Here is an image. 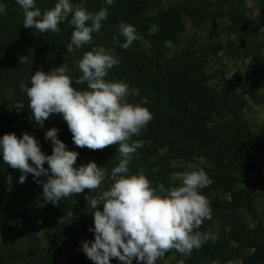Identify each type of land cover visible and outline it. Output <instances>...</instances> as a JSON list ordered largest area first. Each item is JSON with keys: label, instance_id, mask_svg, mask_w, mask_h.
Returning a JSON list of instances; mask_svg holds the SVG:
<instances>
[{"label": "trees", "instance_id": "obj_1", "mask_svg": "<svg viewBox=\"0 0 264 264\" xmlns=\"http://www.w3.org/2000/svg\"><path fill=\"white\" fill-rule=\"evenodd\" d=\"M56 2L36 0V5L43 11ZM71 2L83 3L90 12L107 7L105 0ZM0 4L7 5L6 14H0V139L12 132L22 138L28 132L39 139L42 151L51 155L52 142L45 140V135L55 127L67 150L79 153L76 167L95 162L110 174L121 159L118 145L103 150L77 147L60 114L50 115L43 127L38 126L20 85L24 82L31 86L30 77L37 70L49 72L62 65L75 79L80 75L77 62L84 52L114 47L121 62L109 71L107 79L127 83L133 93L129 102L149 108L154 117L138 138L150 144L132 155L129 174L139 175L142 171L154 187L160 183L168 187L171 173L185 170L191 162L209 177L203 194L211 200L212 219L205 220L199 230L211 228L218 240L207 242L190 256L173 249L176 262L264 264V215L258 213L255 203L256 192L264 189V177L257 175L253 182L248 175L257 170L254 156L264 154V140L242 118L249 102L264 104V39L248 37L247 46L240 51L231 45L232 54L253 62V67L240 75L233 86L222 70L212 77L205 72L208 60L218 55L217 46L204 47L194 40L171 57L165 53L167 44H176L183 34L184 15L196 26L210 20L216 27V16L227 17L230 28L244 26L249 11L247 0H184L183 4L158 10L154 16L147 14L148 0H114L100 32L93 33L94 43L74 53L67 52L74 30L70 22L61 23L58 33H40L23 26V11L16 0H0ZM121 21L133 25L141 35L128 49L120 47L125 42L123 36L119 43H113L117 35L114 26ZM21 56H27L28 62L20 64ZM210 80H215L214 87L208 86ZM73 86L86 88L87 83ZM145 98L147 104L142 103ZM18 102L24 103L19 110L15 107ZM16 115L24 122L17 124ZM198 159L208 160L211 167L199 166ZM44 167H48L47 163ZM9 174L11 183L7 181ZM20 175L18 169L3 161L0 151V221L4 223L0 228V264H94L82 247L84 241L95 238L94 232L89 231L94 228V209L86 200L95 193L85 189L54 206L44 199L43 187L32 174L25 183L19 182ZM24 205L44 206L48 219L43 238L38 236L35 222L15 211ZM70 210L74 215L68 218L65 214ZM244 212L251 215L252 226L246 223ZM111 264L122 262L113 258ZM157 264H161L159 260Z\"/></svg>", "mask_w": 264, "mask_h": 264}, {"label": "clouds", "instance_id": "obj_2", "mask_svg": "<svg viewBox=\"0 0 264 264\" xmlns=\"http://www.w3.org/2000/svg\"><path fill=\"white\" fill-rule=\"evenodd\" d=\"M16 3L23 11L25 28L58 33L61 23L70 22L74 30L67 52L74 53L94 43L93 33L100 32L114 0H105L107 7L98 12H90L83 3L73 4L71 0H57L54 7L43 11L37 7L36 0H16ZM6 9V4H0V14H6ZM114 27L117 32L114 45L119 43L120 36L125 38L120 44L124 49L141 39L129 23L121 21ZM19 62L27 63L28 57H19ZM120 62L114 47L93 48L78 60L80 75L75 79L67 66L62 65L49 72L37 70L30 77L31 86L24 82L20 85L38 126L43 127L50 115L60 114L77 147L103 150L118 145L121 159L110 174L95 162L76 167L79 153L67 150L55 127L45 135V140L52 142L51 155H46L40 141L28 132L22 138L15 132L4 134L0 139L3 161L20 171V183H25L32 174L34 181L43 187L44 199L54 206L85 189L95 193L86 197L94 209V228L89 231L94 232L95 238L84 241L82 247L94 264H111L113 258L122 264H133V260L137 264H157L173 249L190 256L193 250L218 240L211 228L199 230L205 220L212 219L211 200L203 194L210 183L209 177L204 169L191 162L185 170L171 173L168 187L163 183L154 187L142 171L139 175L129 174L132 155L150 144L138 138L154 117L149 108L129 102L128 97L133 93L127 83L107 79L109 71ZM85 82L86 88L73 86ZM142 103L147 104V99ZM15 107L19 110L24 103L18 102ZM42 176L46 180H41ZM106 180L109 184L102 189ZM7 181L12 182L10 174ZM65 215L71 218L74 214L70 210Z\"/></svg>", "mask_w": 264, "mask_h": 264}, {"label": "rangeland", "instance_id": "obj_3", "mask_svg": "<svg viewBox=\"0 0 264 264\" xmlns=\"http://www.w3.org/2000/svg\"><path fill=\"white\" fill-rule=\"evenodd\" d=\"M199 2L200 0H193ZM213 2L215 0H205ZM184 0H148L147 14L154 16L160 9H168L176 5L183 4ZM249 11L245 19L244 26L230 28V23L227 17H215L216 27L213 26L210 20L205 21L199 26L193 25L190 17L184 15L182 17V23L184 26L183 34L177 39L176 44H167L166 55L171 57L174 53L179 52L181 49L186 48L190 43L196 40L199 45L217 46L219 52L216 57H211L207 64L205 72L208 76L212 77L218 70L223 71V75L230 86L235 84L236 79L245 74L249 69L253 67V62L250 59H242L232 54L230 48H235L236 51L247 46L248 37H258L264 39V0H252L248 5ZM225 12V11H223ZM215 80L208 82L209 87H214ZM16 122L20 124L24 122V118L20 115H16ZM243 120L249 125L250 129L260 138L264 140V104H253L248 103L246 109L242 112ZM37 138V137H36ZM38 139V138H37ZM39 140V139H38ZM40 142V146H41ZM255 161L258 165L256 172H248L250 179L253 182L257 181V175L264 177V154L257 153L254 156ZM196 163L204 168H210L211 164L206 159H198ZM108 185V180L102 186L105 189ZM255 203L257 211L260 215H264V189L256 192ZM19 214L27 216L31 221L38 225L39 233L38 236L43 238L45 235V229L47 226V213L43 205L32 208L28 205L18 207L15 210ZM2 215L0 214V218ZM244 218L248 226H252L251 215L244 212ZM0 219V220H1ZM5 222V221H2ZM4 223L0 221V228ZM2 238L0 232V239ZM161 264H178L172 253V250L166 253L161 258ZM133 264H137L136 260H133Z\"/></svg>", "mask_w": 264, "mask_h": 264}]
</instances>
